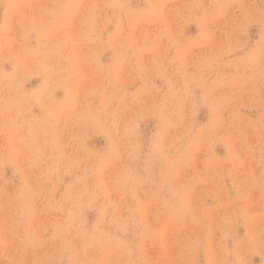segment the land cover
Listing matches in <instances>:
<instances>
[{"label": "rangeland", "instance_id": "obj_1", "mask_svg": "<svg viewBox=\"0 0 264 264\" xmlns=\"http://www.w3.org/2000/svg\"><path fill=\"white\" fill-rule=\"evenodd\" d=\"M0 264H264V0H0Z\"/></svg>", "mask_w": 264, "mask_h": 264}]
</instances>
